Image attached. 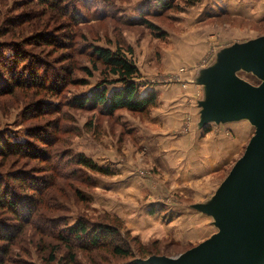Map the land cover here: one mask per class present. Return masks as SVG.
<instances>
[{
	"label": "rangeland",
	"instance_id": "obj_1",
	"mask_svg": "<svg viewBox=\"0 0 264 264\" xmlns=\"http://www.w3.org/2000/svg\"><path fill=\"white\" fill-rule=\"evenodd\" d=\"M160 1L0 0V69L10 65L23 82L27 72L34 76L31 86L0 92V141L26 139L38 155L0 157L3 264L173 258L217 231L212 218L190 207L214 195L254 128L246 120L199 127L204 93L195 80L220 50L264 36V0ZM94 47L126 53L139 72L138 93L154 91V106L112 114L77 106V98L115 78L101 64L93 68ZM237 76L260 83L251 72ZM241 125L248 127L242 148L212 166L217 140L233 141ZM181 147L188 149L182 156ZM78 154L109 174L71 163ZM203 220L206 227L198 224ZM78 221L120 236L96 244L91 235L75 238L68 227ZM114 245L130 256L115 255Z\"/></svg>",
	"mask_w": 264,
	"mask_h": 264
},
{
	"label": "water",
	"instance_id": "obj_2",
	"mask_svg": "<svg viewBox=\"0 0 264 264\" xmlns=\"http://www.w3.org/2000/svg\"><path fill=\"white\" fill-rule=\"evenodd\" d=\"M240 70L260 83L241 79ZM195 83L204 93L199 127L246 120L254 132L214 195L190 207L212 218L217 231L176 257L131 264H264V36L220 50Z\"/></svg>",
	"mask_w": 264,
	"mask_h": 264
},
{
	"label": "trees",
	"instance_id": "obj_3",
	"mask_svg": "<svg viewBox=\"0 0 264 264\" xmlns=\"http://www.w3.org/2000/svg\"><path fill=\"white\" fill-rule=\"evenodd\" d=\"M159 4L162 5L160 0H156ZM191 3L195 4L202 0H190ZM163 6V5H162ZM142 24H146L151 30L157 29L154 25L143 21ZM126 52L131 54V49L127 48ZM92 66L96 69L97 64H101L107 71L108 75L115 77L112 80L103 79L100 83H98L95 87L89 90V92L75 100V104L80 108L88 107V108H97L102 107L103 111L107 114H112L117 110L126 109L128 111L140 112L148 107L154 106L156 102V93L152 90L148 91L145 95H140L138 93V87L135 83V79L138 78V69L132 59L126 57V53L121 52L120 50L110 51L109 49L94 47L92 48ZM36 74V72H34ZM14 69L10 65H6L5 68L0 69V92H6L13 87L26 86L32 84L33 82V74L27 72L26 79L19 81L15 79ZM23 83V84H22ZM115 85L110 90L107 89V84ZM35 141H39L38 138L33 137ZM6 140L5 142H7ZM9 142V141H8ZM31 149H34L29 145V142L25 139L24 142H15L12 144H7L4 146L2 141H0V157H8L10 155H22L23 156H38L31 155ZM28 154V155H27ZM18 158V157H17ZM71 163L88 169L91 172L108 175L109 171L107 168H103L102 166L96 165L91 159L86 158L85 156L78 154L73 157ZM5 176L0 175V179ZM1 181V180H0ZM7 188V187H6ZM5 193L7 191L4 190ZM2 197L0 195V205L3 207L4 203H2ZM14 201L23 202L24 199L18 200V198L13 199ZM17 203V202H16ZM14 204L12 201L9 206ZM24 204V202L22 203ZM69 234L73 235L75 238H81L83 236L91 235L92 244H96L101 237H111L117 236L119 237V233L117 229H112V227H98L94 230L89 231L87 226L83 223L76 222L73 226L68 227ZM102 240V239H101ZM112 252L121 257L130 256L129 250H123L120 246L114 245L112 248ZM1 261L0 258V264Z\"/></svg>",
	"mask_w": 264,
	"mask_h": 264
},
{
	"label": "crops",
	"instance_id": "obj_4",
	"mask_svg": "<svg viewBox=\"0 0 264 264\" xmlns=\"http://www.w3.org/2000/svg\"><path fill=\"white\" fill-rule=\"evenodd\" d=\"M245 128L247 129L248 127L246 125H241V127L237 128L236 136L239 133V137L237 139L235 136L233 141L229 140L226 137L220 136L219 140H217L219 143L218 144L219 146L215 147L217 149V152H219V153H216L215 156H213L212 158L209 159V163L213 164L212 166H215L216 164L220 165L222 163H225L232 155H236L239 152V150L242 148V144L244 143L245 138L247 137V136H245V133L247 131ZM186 134L188 135V133H185L184 135H186ZM190 149H191L190 153H192L193 151L196 152L195 148L192 147ZM187 150L188 149L186 147H183V149L181 147V149H180L181 156H182V152L187 153ZM186 155L187 154H185V157H186ZM207 165L211 166L210 164H207ZM207 165H205V166H207ZM182 214H183V216H185L186 213L184 212ZM187 223H188V221H187ZM198 224H200L201 226H204V227H206V225H207L206 220H203Z\"/></svg>",
	"mask_w": 264,
	"mask_h": 264
}]
</instances>
